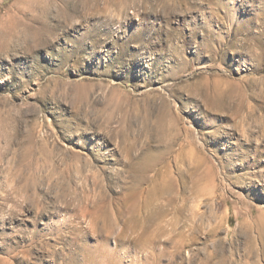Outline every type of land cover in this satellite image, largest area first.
Returning <instances> with one entry per match:
<instances>
[{
  "label": "rangeland",
  "instance_id": "rangeland-1",
  "mask_svg": "<svg viewBox=\"0 0 264 264\" xmlns=\"http://www.w3.org/2000/svg\"><path fill=\"white\" fill-rule=\"evenodd\" d=\"M0 264H264V0H0Z\"/></svg>",
  "mask_w": 264,
  "mask_h": 264
}]
</instances>
